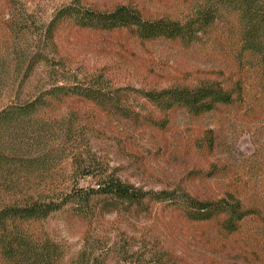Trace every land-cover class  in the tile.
Returning a JSON list of instances; mask_svg holds the SVG:
<instances>
[{
	"label": "rangeland",
	"instance_id": "obj_1",
	"mask_svg": "<svg viewBox=\"0 0 264 264\" xmlns=\"http://www.w3.org/2000/svg\"><path fill=\"white\" fill-rule=\"evenodd\" d=\"M73 1L183 20L205 0H0V109L64 84L118 97L130 115H109L81 98L66 101L60 113L74 123L73 138L54 143L66 157L51 185L31 176L26 192L89 189L112 174L147 192L182 190L202 200L232 193L250 214L226 234L218 222L186 219L170 202L146 198V207L119 203L105 209L101 203L108 198L97 196L67 204L43 222L63 250L59 264H264V76L246 59L237 60L233 17L216 21L189 44H140L125 32L62 25L52 47L47 25ZM235 80L242 85L240 101L196 115L176 108L166 127H153L157 112L143 90ZM75 160L89 165L90 175L74 170ZM2 185L0 205L26 196Z\"/></svg>",
	"mask_w": 264,
	"mask_h": 264
},
{
	"label": "trees",
	"instance_id": "obj_2",
	"mask_svg": "<svg viewBox=\"0 0 264 264\" xmlns=\"http://www.w3.org/2000/svg\"><path fill=\"white\" fill-rule=\"evenodd\" d=\"M227 15L235 22L237 60L246 59L264 76V0H205L196 4L183 20L145 18L136 8L125 5L102 11L73 1L55 12L45 37L56 47L55 38L61 26L71 25L100 32H125L140 44L159 39L189 44L198 33L205 32L216 21L225 20ZM142 95L154 105L157 119L152 125L161 130L176 108L196 115L218 105L240 101L242 85L240 80L228 81L227 86L211 81L192 87L151 88L143 90ZM73 97L89 101L109 115L130 117L129 110L121 106L118 97L95 92L88 86L64 84H52L26 101L0 109V183L8 193L28 191L31 185L28 177L31 176L51 185L55 168L66 157L64 150L55 146V139L73 138L74 123L65 120V115L60 113L62 105ZM74 164L79 174L90 175L89 165L84 166L77 160ZM96 183V187H74L67 193L53 190L50 195L29 190L22 201L0 205V264H59L63 250L49 238L43 222L67 204H87L97 196L108 198L101 203L105 209L119 203L146 207L143 202L146 198L150 202H170L186 219L218 222L226 234L235 233L241 221L250 214L232 193L217 200H202L182 190L147 192L112 174L99 178Z\"/></svg>",
	"mask_w": 264,
	"mask_h": 264
}]
</instances>
